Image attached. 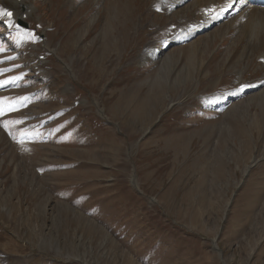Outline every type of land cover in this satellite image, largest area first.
<instances>
[{
  "label": "rangeland",
  "instance_id": "374dc122",
  "mask_svg": "<svg viewBox=\"0 0 264 264\" xmlns=\"http://www.w3.org/2000/svg\"><path fill=\"white\" fill-rule=\"evenodd\" d=\"M169 1L0 0V264H264V34Z\"/></svg>",
  "mask_w": 264,
  "mask_h": 264
},
{
  "label": "bare ground",
  "instance_id": "6f19581e",
  "mask_svg": "<svg viewBox=\"0 0 264 264\" xmlns=\"http://www.w3.org/2000/svg\"><path fill=\"white\" fill-rule=\"evenodd\" d=\"M8 1H10L15 7H21L29 15L32 10H35L33 4H27L29 6L27 7L26 3L28 2V0H21V1L8 0ZM69 1L71 2V5L73 7L75 4V0L73 2L71 0ZM193 1L194 0H170L168 2L167 8L169 12L173 11L174 9L178 10L179 13L177 12V14L180 15L181 13L185 12L186 10L190 9L193 6V5L189 6L190 4H192ZM195 1L201 4L200 7H198V12L199 13L202 12L201 15H203L204 13L203 15L204 18H202L201 20L194 21V20H191V18H189L187 15L186 17L182 16L180 18L179 30L176 31L175 35L173 36L171 40H168L162 43L163 45L168 46L170 43L172 44L178 41L180 42L183 40H190V39L192 40L193 37L197 35L207 36L206 34H211L214 36V38H215V35L217 34L222 35V32H224L222 31V29L223 30H225L226 28L230 29L232 24L238 22L237 19L233 20L232 18H230V15L233 14V12L230 10V7L232 5L235 6V8L237 9V12H240V14L237 16L241 18L242 21L243 19L245 21L242 24L240 22L239 24H237V26L240 27L242 31H244L243 34L249 40L254 42V40L260 37V34H264V0H234V2L233 0H195ZM135 5H137V3H135ZM229 5L231 6L229 7ZM203 6L205 7L204 10L202 8ZM222 8H225L227 10L221 11ZM228 10H230L229 13H227ZM216 13L219 14V18H215ZM19 16L20 15L16 11L14 17L18 18ZM203 43L204 45L207 46V42L205 41L204 37H198L197 41H194L192 43L191 47L193 49V52H192L193 58L194 56L196 57L197 55L205 52L204 50H202ZM155 46L152 45L151 49H149L145 53V58H144L145 60L149 59V60L158 61L163 58L161 54V50H159L158 47L155 48ZM189 61H190V64L187 67L190 70L192 68L194 70L196 68L194 67V62L191 59ZM191 75H192V72H188V76L190 77ZM242 80H243V72H240V78H238V81H242ZM247 85L248 86L245 87V89H239L238 91L235 90L221 97L219 95L213 96L211 101L214 102L218 97H220L223 99V102L227 103L229 102V100L232 102L234 99H236L237 96L238 97L242 96L244 93L250 92V91L253 92V94L251 95L252 98H255V97H258L264 94V91L259 92V90L264 86V82H262L261 80H258L257 82H253V83H247Z\"/></svg>",
  "mask_w": 264,
  "mask_h": 264
},
{
  "label": "snow or ice",
  "instance_id": "6c2138e0",
  "mask_svg": "<svg viewBox=\"0 0 264 264\" xmlns=\"http://www.w3.org/2000/svg\"><path fill=\"white\" fill-rule=\"evenodd\" d=\"M233 2H234V0H233ZM231 5H229V7H230ZM227 9H225V8H222L221 9V11H226ZM214 11V10H213ZM0 16H7V17H11L12 16V12H10V11H5V10H2V9H0ZM215 18H219V14L218 13H216L215 14ZM7 83V81H5L4 82V84H6ZM0 86H3V84H0ZM5 113H4V110L2 109V108H0V116H3Z\"/></svg>",
  "mask_w": 264,
  "mask_h": 264
}]
</instances>
